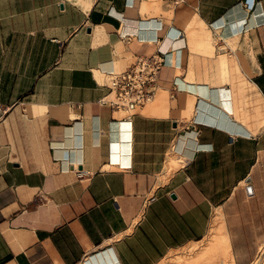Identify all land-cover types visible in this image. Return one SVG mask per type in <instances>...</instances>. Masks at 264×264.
Wrapping results in <instances>:
<instances>
[{
  "label": "crops",
  "instance_id": "obj_1",
  "mask_svg": "<svg viewBox=\"0 0 264 264\" xmlns=\"http://www.w3.org/2000/svg\"><path fill=\"white\" fill-rule=\"evenodd\" d=\"M207 31L250 82L225 55V86L191 75ZM159 48L122 125L106 74ZM222 221L235 264H264V0H0V264H162Z\"/></svg>",
  "mask_w": 264,
  "mask_h": 264
},
{
  "label": "rangeland",
  "instance_id": "obj_2",
  "mask_svg": "<svg viewBox=\"0 0 264 264\" xmlns=\"http://www.w3.org/2000/svg\"><path fill=\"white\" fill-rule=\"evenodd\" d=\"M230 43V47L233 48L232 50L227 47V42L220 41L209 31L202 32L199 36L195 34L194 41L191 42L192 51L196 54L197 58L202 57L203 59L202 62H199L197 59L195 63H202L204 66L192 67L190 69L191 75L206 76V79L212 86H225V83L221 82V78L217 75L214 68L219 57L221 58V56L225 55L221 59L222 61L223 59L227 61L233 70V74L245 76L247 82H250L249 78L253 73L249 53L244 51L242 47H239L238 40ZM222 48L226 49L223 50ZM229 85L232 88L245 91L243 85H235L233 83H229ZM220 228L226 233L224 221L212 229L206 241L179 251L170 256L162 264H235L231 253H227L224 244L217 237L216 231H219Z\"/></svg>",
  "mask_w": 264,
  "mask_h": 264
},
{
  "label": "built area",
  "instance_id": "obj_3",
  "mask_svg": "<svg viewBox=\"0 0 264 264\" xmlns=\"http://www.w3.org/2000/svg\"><path fill=\"white\" fill-rule=\"evenodd\" d=\"M171 3L177 8L184 5L185 0H171ZM171 53H165L159 48L153 54L137 55L135 62L128 70L122 73L106 74L108 94L100 101V104L121 113L124 118L120 124L132 125L136 113L155 100L167 55ZM113 162L112 159L110 163ZM119 166L124 165L119 164Z\"/></svg>",
  "mask_w": 264,
  "mask_h": 264
},
{
  "label": "bare ground",
  "instance_id": "obj_4",
  "mask_svg": "<svg viewBox=\"0 0 264 264\" xmlns=\"http://www.w3.org/2000/svg\"><path fill=\"white\" fill-rule=\"evenodd\" d=\"M173 42L175 43V42H177V41H173ZM161 46H163V48H162L163 50H165V49L167 48V47L165 48V43H161ZM170 47H171V49L174 48V47H172L171 45H170ZM222 49L224 50L225 48H222ZM217 220H218V219H217ZM217 220H216V218L214 219V221H217ZM219 221H220V220H219ZM213 227H214V226H213ZM216 233H217V237L219 238L220 242H222V243L224 244V246H226V243H225L226 240H225V237L223 236V229L220 228L219 231H216ZM218 238H217V239H218ZM219 245H220V244H219ZM224 246H223V247H224ZM225 248H226V247H225Z\"/></svg>",
  "mask_w": 264,
  "mask_h": 264
}]
</instances>
